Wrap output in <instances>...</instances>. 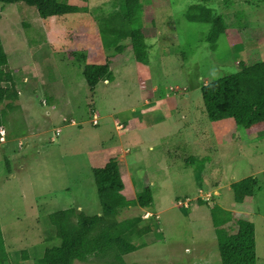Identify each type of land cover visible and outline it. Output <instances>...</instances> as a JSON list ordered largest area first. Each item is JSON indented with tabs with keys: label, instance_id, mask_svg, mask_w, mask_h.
I'll return each instance as SVG.
<instances>
[{
	"label": "rangeland",
	"instance_id": "rangeland-1",
	"mask_svg": "<svg viewBox=\"0 0 264 264\" xmlns=\"http://www.w3.org/2000/svg\"><path fill=\"white\" fill-rule=\"evenodd\" d=\"M110 1L87 0L86 12L46 18L22 1L0 9L7 54L2 67L23 91L20 106L13 103L2 118L8 132L0 146L3 264H38L51 241L58 244L49 239L54 227L48 214L66 205L100 212L92 169L124 153L126 161L118 163L126 184L122 192L134 199L138 188L148 185L154 217H143L140 226L150 231L130 237L140 247L122 255L123 264H222L213 205L235 209L227 227L235 228L237 218L254 223L256 264H264V124L234 125L221 136L205 115L199 90L264 59V0H142L147 62L124 51L110 64L113 80L91 88L83 66L106 62L94 13ZM199 3L213 7L225 22L214 50L204 40L209 24L184 16ZM205 154L211 161L202 159ZM201 166H210V176H203ZM244 176L256 177L258 190L237 204L225 184ZM200 189L218 194L199 203ZM176 200H189V207ZM144 211L132 207L119 219ZM22 250L29 258H19ZM73 264L108 263L91 256Z\"/></svg>",
	"mask_w": 264,
	"mask_h": 264
},
{
	"label": "trees",
	"instance_id": "trees-1",
	"mask_svg": "<svg viewBox=\"0 0 264 264\" xmlns=\"http://www.w3.org/2000/svg\"><path fill=\"white\" fill-rule=\"evenodd\" d=\"M18 1L33 6L42 18L88 11L87 0H0V9ZM76 1L81 4H75ZM141 1L112 0L101 11L94 13L106 62L83 66V76L91 88L101 82L113 80L110 64L118 54L123 55L124 51L131 53L137 61L147 62L148 44L142 27ZM184 16L189 21L209 24L204 40L214 50L216 41L226 30L222 16L213 7L200 3L190 5ZM6 62L7 54L0 39V83L10 82L9 88H2L0 85V104L7 100L5 107L0 108V127L3 126L5 110L17 98L12 76L2 67ZM199 90L208 120L215 122L230 119L236 126L244 129L264 124V59L202 84ZM92 173L101 211L86 214L71 206L48 214L54 227L49 239H58V244L51 241V245L45 248L38 259V264H73L75 260L86 261L91 256L101 258L108 264H123L122 255L140 247L132 243L130 237L141 230L149 233L148 226H140L143 222L142 214L124 219H119V216L132 207L151 211V188L144 185L138 188L134 199H127L122 192L124 183L118 162L114 158L109 159L104 166L93 168ZM230 189L235 202L241 204L258 190L257 178L246 176L232 182ZM198 201L204 203L205 200L199 197ZM211 215L221 263L256 264L254 223L247 218H237L233 225L235 228L227 227L225 225L233 218L232 212L218 205L211 207ZM0 248L4 249L2 240ZM5 253L3 250L0 255V264L6 260ZM20 254L19 258H29L25 250Z\"/></svg>",
	"mask_w": 264,
	"mask_h": 264
},
{
	"label": "crops",
	"instance_id": "crops-1",
	"mask_svg": "<svg viewBox=\"0 0 264 264\" xmlns=\"http://www.w3.org/2000/svg\"><path fill=\"white\" fill-rule=\"evenodd\" d=\"M9 86H10V83H9ZM2 87L3 88H7L8 86H4V85H2ZM19 87L20 86H18V84H17V82L15 83L14 82V89H15V91H16V94H17V98L12 102V105H13V103H15L17 106H20V104H19V102H21V100H22V98H21V94H22V90L21 89H19ZM7 102V100H5L4 101V103H6ZM0 105H2V104H0ZM3 106H4V104H3ZM2 106V107H3ZM210 121V120H209ZM211 122H213V121H211ZM116 123H117V121H115V127H116ZM215 124H216V128H215V130H217L219 133H220V135L221 136H223V135H225L224 133H227L228 131H230L231 129H234V123L230 120V119H226V120H223V121H215ZM263 125V124H262ZM3 127H4V125H3ZM257 127H259V126H257ZM4 129L6 130V136H5V141L3 142V143H5L6 142V139H7V134H8V132H7V129L4 127ZM116 129H117V127H116ZM118 130V129H117ZM123 131V130H122ZM122 131H120V133L122 132ZM222 138V137H221ZM3 143H0V146L3 144ZM203 159L205 160V162L206 161H211V156L209 155V154H205L204 156H203ZM122 160V161H121ZM108 161V160H107ZM106 161V162H107ZM117 161H118V163L119 162H125L126 161V154L124 153L123 155H120V156H118L117 157ZM105 162V163H106ZM204 162V163H205ZM104 163V164H105ZM203 163V164H204ZM16 165H17V167H19V168H21L19 165L20 164H17L16 163ZM119 165V164H118ZM209 165H210V163H209ZM210 168V166L206 169L205 167H200V169L201 170H204L205 172H202L203 173V176L205 177V178H207V176H208V170H210L209 169ZM209 176H210V174H209ZM244 177H246V176H244ZM244 177H242V178H244ZM242 178H240V179H242ZM240 179H238V180H240ZM234 181H237V180H233V179H231V180H228L227 182H226V186L230 189V184L232 183V182H234ZM211 183V182H210ZM214 185H216V183L214 184ZM124 188H126V184H124ZM200 191H202L201 189H200ZM199 191V192H200ZM207 192H211V190H209L208 189V191ZM213 193L214 194H218V191L215 189V190H213ZM51 203H54V201H53V199H51V200H49V201H47L46 202V205H49V204H51ZM71 206H73V205H66V206H64L63 208H67V207H71ZM48 207H50V206H48ZM223 209H226L225 207H222ZM78 209V208H77ZM226 210H229V211H231L232 212V215L233 214H235L236 212H235V209H226ZM151 212H153L152 210H151Z\"/></svg>",
	"mask_w": 264,
	"mask_h": 264
},
{
	"label": "built area",
	"instance_id": "built-area-1",
	"mask_svg": "<svg viewBox=\"0 0 264 264\" xmlns=\"http://www.w3.org/2000/svg\"><path fill=\"white\" fill-rule=\"evenodd\" d=\"M44 101H45V100H43V104H45ZM97 115H98V114H96V113H93V115H92L91 123H92L93 125H96V124H98V122H99V118H98ZM63 121L66 122V121H68V120H67L66 118H63ZM70 124H71V125H75L76 123H75L73 120H70ZM117 124H118V123H117ZM118 129H119V131H122V125H118ZM5 134H6V133H5V129H4L3 126H1V127H0V143H3V142L5 141ZM59 134H60V130H59V129L55 130V136H57V135H59ZM55 136H52L51 139H50V141H54V137H55ZM21 144H22V142L20 141V142H19V145H21ZM262 175L264 176V171L262 172ZM213 194H214V193H212V192H202V191H200V192H199V197H200L202 200L210 201V200L212 199V197H213ZM176 203H177V205H178L179 207H184V208L189 207V200H177ZM151 215H152L151 212L146 211V212L143 214V217H144V218H148V217L151 216Z\"/></svg>",
	"mask_w": 264,
	"mask_h": 264
},
{
	"label": "clouds",
	"instance_id": "clouds-1",
	"mask_svg": "<svg viewBox=\"0 0 264 264\" xmlns=\"http://www.w3.org/2000/svg\"><path fill=\"white\" fill-rule=\"evenodd\" d=\"M205 202H207V201H205ZM187 208H188V207H187ZM145 212H146V211H144V213H145ZM148 212H151V211H148ZM144 213H143V214H144ZM151 213H152V212H151ZM152 215H153V213H152ZM149 217H150V216H149ZM142 218H143V215H142Z\"/></svg>",
	"mask_w": 264,
	"mask_h": 264
}]
</instances>
